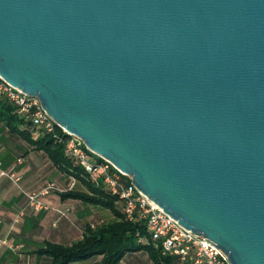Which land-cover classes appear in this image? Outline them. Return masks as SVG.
Returning <instances> with one entry per match:
<instances>
[{"label":"water","instance_id":"95a60500","mask_svg":"<svg viewBox=\"0 0 264 264\" xmlns=\"http://www.w3.org/2000/svg\"><path fill=\"white\" fill-rule=\"evenodd\" d=\"M0 75L230 264H264V0H0Z\"/></svg>","mask_w":264,"mask_h":264},{"label":"crops","instance_id":"0c3cea01","mask_svg":"<svg viewBox=\"0 0 264 264\" xmlns=\"http://www.w3.org/2000/svg\"><path fill=\"white\" fill-rule=\"evenodd\" d=\"M28 129L33 140L42 135L34 126ZM31 139L0 119V236L7 241L0 247V264H52L51 256L40 252L48 242L70 243L82 237L88 225L114 218L107 208L63 199L58 192L42 197L46 207L31 205L27 192L50 180L65 187L70 183V176ZM1 171L8 174L1 175ZM73 188L86 190L80 181ZM102 257L94 254L70 264H101ZM117 264H154V260L149 250L139 248L126 251Z\"/></svg>","mask_w":264,"mask_h":264},{"label":"built area","instance_id":"2783aa9c","mask_svg":"<svg viewBox=\"0 0 264 264\" xmlns=\"http://www.w3.org/2000/svg\"><path fill=\"white\" fill-rule=\"evenodd\" d=\"M0 94L14 102L19 113L31 119L36 128L63 142L67 157L82 165L91 178L98 183L102 182L110 192L116 194L125 216L131 220L143 221L149 235L161 245L164 253L179 256L183 261L190 259L193 264H230L227 254L216 243H211L206 236L198 235L184 226L143 193L131 177L128 176L130 180L124 179L123 172L110 160L94 154L81 138L60 126L44 109L37 96L23 92L1 75ZM58 127L62 130H58ZM6 174L8 172L1 171V175ZM77 181L76 176L70 175V183L65 187L50 180L40 189L26 193L29 203L35 208L46 207L43 196L73 188ZM5 243L7 241L0 236V247Z\"/></svg>","mask_w":264,"mask_h":264},{"label":"trees","instance_id":"16d2710c","mask_svg":"<svg viewBox=\"0 0 264 264\" xmlns=\"http://www.w3.org/2000/svg\"><path fill=\"white\" fill-rule=\"evenodd\" d=\"M0 119L5 121L12 131L31 139L28 128L34 126L33 121L19 113L18 106L2 94ZM58 130L62 129L58 127ZM41 133L39 138L31 139L36 148L45 149L62 171L69 176H76L86 187V190L68 188L59 191L61 198L79 199L84 203L107 208L114 214V218L109 221L96 226L88 225L82 237L70 243L48 242L40 252L50 255L52 264H70L94 254L103 255L101 264H117L126 251L139 248L150 251L154 264H193L190 259L183 261L179 256L164 253L161 245L149 235L143 221L131 220L125 216L116 194L110 192L102 182L98 183L91 178L82 165L67 157L63 142L50 133ZM123 178L130 180L126 175Z\"/></svg>","mask_w":264,"mask_h":264},{"label":"rangeland","instance_id":"374dc122","mask_svg":"<svg viewBox=\"0 0 264 264\" xmlns=\"http://www.w3.org/2000/svg\"><path fill=\"white\" fill-rule=\"evenodd\" d=\"M94 154H96L95 152H93ZM94 156H96V155H94Z\"/></svg>","mask_w":264,"mask_h":264}]
</instances>
